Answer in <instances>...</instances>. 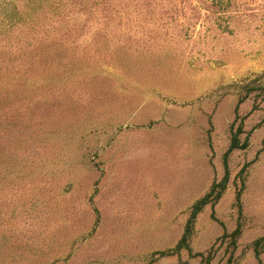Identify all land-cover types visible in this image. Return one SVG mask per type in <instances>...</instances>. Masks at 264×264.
Returning a JSON list of instances; mask_svg holds the SVG:
<instances>
[{
  "label": "rangeland",
  "instance_id": "1",
  "mask_svg": "<svg viewBox=\"0 0 264 264\" xmlns=\"http://www.w3.org/2000/svg\"><path fill=\"white\" fill-rule=\"evenodd\" d=\"M246 83L264 84V0H0V264H260L257 241L264 264V93L236 121ZM241 123L191 251L161 255Z\"/></svg>",
  "mask_w": 264,
  "mask_h": 264
},
{
  "label": "trees",
  "instance_id": "2",
  "mask_svg": "<svg viewBox=\"0 0 264 264\" xmlns=\"http://www.w3.org/2000/svg\"><path fill=\"white\" fill-rule=\"evenodd\" d=\"M243 88V93L236 105L235 112H236V121L240 118L239 114V107L240 105L249 97L251 92L255 90H259L260 93H264V84H260L255 87H251L249 83H246L242 86ZM244 128H243V123H241L238 128L235 130L234 127L232 128V137H231V144L229 150L226 152L224 156V165H225V174L223 178L220 181H214L210 190L202 196L200 199H198L192 206L189 218L186 222L184 232L177 243L176 247L168 250V251H162L160 252L161 255H172L175 253L181 252L183 249H187L191 251V238L194 234L195 230V223L198 215L202 212L205 206L207 205H212V208L215 207L217 202L220 200L222 197L223 192L227 189L228 184H229V179H230V172H229V167H228V156L229 154L234 150V149H240V148H246L249 145V135L242 140L241 134L243 133ZM244 170L240 172V176H242V187L237 191L236 195V200H237V205L239 206V213L240 216L242 215V193H243V186H244V177H243ZM213 217H215V211L213 209L212 212ZM243 232V226L241 222H238L237 226L232 232H228L227 230L224 231L222 238L227 239L230 238V245H232L234 248L237 245L238 238L242 235ZM259 243L260 241L256 242L255 246V251H256V257L261 264V250L259 249ZM196 255H200L203 264H212V260L214 259V252L210 250L208 254L205 253H197ZM235 261L233 259V253L232 255L228 258L226 264H234Z\"/></svg>",
  "mask_w": 264,
  "mask_h": 264
}]
</instances>
